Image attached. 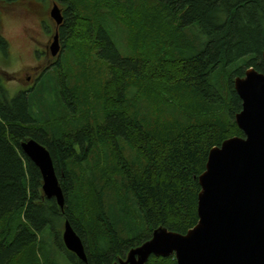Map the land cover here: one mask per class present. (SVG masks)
<instances>
[{
	"label": "trees",
	"instance_id": "1",
	"mask_svg": "<svg viewBox=\"0 0 264 264\" xmlns=\"http://www.w3.org/2000/svg\"><path fill=\"white\" fill-rule=\"evenodd\" d=\"M62 1L53 66L14 97L0 80V264H114L159 226L186 234L210 150L244 136L234 81L264 73V0ZM31 138L53 156L63 207L21 148Z\"/></svg>",
	"mask_w": 264,
	"mask_h": 264
},
{
	"label": "water",
	"instance_id": "2",
	"mask_svg": "<svg viewBox=\"0 0 264 264\" xmlns=\"http://www.w3.org/2000/svg\"><path fill=\"white\" fill-rule=\"evenodd\" d=\"M50 14L57 26L63 24L57 3ZM61 49L57 29L50 50L58 56ZM234 85L242 99L236 122L244 136L210 150L199 177L198 223L186 234L159 226L114 264H146L151 255L174 256L178 264H264V73L250 67ZM21 148L40 169L44 194L63 207L65 195L50 150L34 138ZM63 240L68 250L87 260L85 244L69 220Z\"/></svg>",
	"mask_w": 264,
	"mask_h": 264
},
{
	"label": "rangeland",
	"instance_id": "3",
	"mask_svg": "<svg viewBox=\"0 0 264 264\" xmlns=\"http://www.w3.org/2000/svg\"><path fill=\"white\" fill-rule=\"evenodd\" d=\"M54 1L0 2L2 32L10 44L9 55L6 59L0 58V80L8 89L10 97H14L21 89L32 88L42 73L50 69L61 55L62 50L58 56H53L50 50L57 28L50 14ZM59 6L65 11L66 5L59 3ZM113 37L123 46L124 41L119 33ZM121 47L120 50L124 52ZM67 264H70L69 261Z\"/></svg>",
	"mask_w": 264,
	"mask_h": 264
},
{
	"label": "flooded vegetation",
	"instance_id": "4",
	"mask_svg": "<svg viewBox=\"0 0 264 264\" xmlns=\"http://www.w3.org/2000/svg\"><path fill=\"white\" fill-rule=\"evenodd\" d=\"M54 2H57L58 4L59 3H63V1L62 0H55ZM61 7V6H60ZM62 8V7H61ZM63 10V9H62ZM63 13H64V10H63Z\"/></svg>",
	"mask_w": 264,
	"mask_h": 264
},
{
	"label": "bare ground",
	"instance_id": "5",
	"mask_svg": "<svg viewBox=\"0 0 264 264\" xmlns=\"http://www.w3.org/2000/svg\"><path fill=\"white\" fill-rule=\"evenodd\" d=\"M55 105V104H54ZM30 110V109H29Z\"/></svg>",
	"mask_w": 264,
	"mask_h": 264
}]
</instances>
